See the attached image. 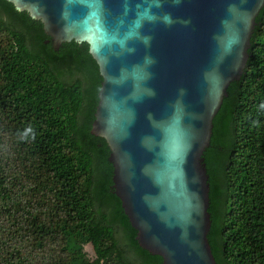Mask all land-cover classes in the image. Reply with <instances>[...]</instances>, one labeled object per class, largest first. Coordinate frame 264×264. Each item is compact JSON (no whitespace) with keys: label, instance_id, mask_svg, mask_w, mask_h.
Returning <instances> with one entry per match:
<instances>
[{"label":"trees","instance_id":"1","mask_svg":"<svg viewBox=\"0 0 264 264\" xmlns=\"http://www.w3.org/2000/svg\"><path fill=\"white\" fill-rule=\"evenodd\" d=\"M256 22L204 153L217 264H264V7ZM101 82L87 43L56 50L40 20L0 0V264H163L138 243L91 132Z\"/></svg>","mask_w":264,"mask_h":264},{"label":"water","instance_id":"2","mask_svg":"<svg viewBox=\"0 0 264 264\" xmlns=\"http://www.w3.org/2000/svg\"><path fill=\"white\" fill-rule=\"evenodd\" d=\"M58 50L87 43L102 77L92 134L140 246L163 264H217L204 153L244 73L264 0H7Z\"/></svg>","mask_w":264,"mask_h":264},{"label":"rangeland","instance_id":"3","mask_svg":"<svg viewBox=\"0 0 264 264\" xmlns=\"http://www.w3.org/2000/svg\"><path fill=\"white\" fill-rule=\"evenodd\" d=\"M87 253H88V257L91 259V260H94L96 258V253L94 251V248L92 246V244H87L86 247H85Z\"/></svg>","mask_w":264,"mask_h":264},{"label":"clouds","instance_id":"4","mask_svg":"<svg viewBox=\"0 0 264 264\" xmlns=\"http://www.w3.org/2000/svg\"><path fill=\"white\" fill-rule=\"evenodd\" d=\"M29 134H32L33 139H34V133H33V129L31 127L27 128L23 133L22 136L23 138L27 139Z\"/></svg>","mask_w":264,"mask_h":264}]
</instances>
